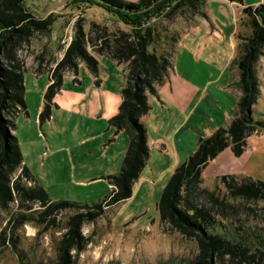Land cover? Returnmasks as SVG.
I'll return each instance as SVG.
<instances>
[{
  "label": "rangeland",
  "instance_id": "obj_1",
  "mask_svg": "<svg viewBox=\"0 0 264 264\" xmlns=\"http://www.w3.org/2000/svg\"><path fill=\"white\" fill-rule=\"evenodd\" d=\"M263 1L207 0L197 9L158 4L141 26H128L74 0H26L32 19L16 20L0 50V125L9 134L0 128V140L10 147L11 136L17 139L23 165L51 203L93 206L110 196L106 178L121 172L129 149L126 133L109 123L119 115L126 74L143 49L172 68L149 96L143 124L150 160L128 200L114 208H53L34 199L35 185L22 167L0 178V264H63L65 238L76 264H264V202L233 199L218 180L235 175L264 182V131L248 140L241 157L228 148L204 170L203 189L215 200L198 191L190 196V205L217 222L215 234L227 242L222 252L205 255L196 239L166 234L158 209L176 169L234 117L239 38L249 34L243 10ZM3 7L0 0V13ZM89 60L98 63L95 71ZM257 70L262 91L253 111L264 122V55ZM58 72L60 91L46 101ZM19 74L23 93L15 85ZM46 104L49 114L41 120ZM80 216L87 217L80 222Z\"/></svg>",
  "mask_w": 264,
  "mask_h": 264
},
{
  "label": "trees",
  "instance_id": "obj_2",
  "mask_svg": "<svg viewBox=\"0 0 264 264\" xmlns=\"http://www.w3.org/2000/svg\"><path fill=\"white\" fill-rule=\"evenodd\" d=\"M4 9L0 13V50L11 37L16 20L26 21L32 19L25 6L26 0H2ZM88 7H100L114 15L119 21L128 26H141L150 9L158 4L163 8L165 5L178 2L177 9L191 3L192 7L198 3L205 4L207 0H141L138 3L126 2L124 0H74ZM230 3L242 4V0H226ZM168 3V4H167ZM197 9V8H196ZM5 10V12H4ZM245 25L249 31L248 36L239 39L240 55L235 61L239 70V81L236 83L240 91V99L233 119L226 128L216 131L212 137L201 139L196 152L189 157L185 163L178 167L168 183L158 209L161 216V226L166 234L178 233L182 237L196 239L205 250V255L213 256L224 250L227 242L223 236L215 234L217 222L204 214L196 206L190 205V196L195 191L207 194L214 199L207 189H203V172L211 161L216 159L226 149L231 148L236 157H241L248 149V140L254 135H261L264 131V122L257 121L254 117L253 108L260 96V82L257 77V67L260 58L264 55V3L253 8H244ZM134 58L132 70L126 74L127 86L122 91V105L119 115L110 120V126L115 127L117 133L124 132L129 138V149L124 160L121 172L116 176L106 178L111 187V194L101 203L93 206L79 205L73 203H51L48 194L37 185L29 169L23 165V157L17 139L13 146L7 147L0 140V178L15 169L22 167L26 179L33 182L35 188L32 190L37 202L45 203L53 208L84 207L88 209L114 208L119 203L132 197L133 186L140 178L144 168L150 160L148 147L147 129L143 124L151 111L149 96L156 94V86L162 85L169 77L172 64L162 60L158 61L155 56L148 54L144 49L137 53ZM135 57V56H133ZM97 62L89 60V67L95 71ZM56 73L52 76L54 83L49 88L45 99L50 101L60 91L62 75ZM56 77H58L56 79ZM12 78V79H11ZM13 80V77H10ZM15 85L21 84L23 93L24 74L15 76ZM147 91L149 94H147ZM19 103L25 110L23 95L18 98ZM50 103V102H49ZM2 101H0V105ZM1 112V109H0ZM49 114V105L46 104L41 120ZM1 123V121H0ZM15 127V121L11 122ZM0 128L8 134V131L0 125ZM9 171V172H8ZM218 180L225 185L231 198L251 202H264V182L252 178H240L235 175L224 176ZM1 189V188H0ZM215 200V199H214ZM87 216H80L82 221ZM85 221V220H83ZM75 232H73L74 234ZM71 240L65 238L59 248L61 263L76 264L69 261L68 252L72 249ZM227 246V245H226ZM225 246V247H226ZM231 248H233L231 250ZM236 256L239 249L230 247ZM71 260V259H70Z\"/></svg>",
  "mask_w": 264,
  "mask_h": 264
},
{
  "label": "crops",
  "instance_id": "obj_3",
  "mask_svg": "<svg viewBox=\"0 0 264 264\" xmlns=\"http://www.w3.org/2000/svg\"><path fill=\"white\" fill-rule=\"evenodd\" d=\"M263 3H264V1H263ZM263 3H262V4H263ZM257 77H258L259 82H260V91H262V90H261L262 82H261V80H260V78H259L258 70H257ZM239 79H240V78L238 77V78L234 81V84H236V83L239 81ZM237 91L239 92V99H240V95H241V93H240V91H239L238 89H237ZM236 110H237V107H236ZM253 110H254V109H253ZM235 112H236V111H235ZM232 119H233V118H232ZM232 119H230L229 122H231ZM228 124H229V123H228Z\"/></svg>",
  "mask_w": 264,
  "mask_h": 264
}]
</instances>
